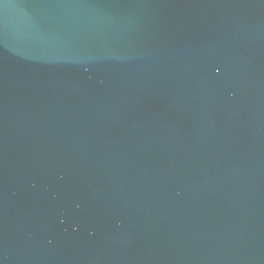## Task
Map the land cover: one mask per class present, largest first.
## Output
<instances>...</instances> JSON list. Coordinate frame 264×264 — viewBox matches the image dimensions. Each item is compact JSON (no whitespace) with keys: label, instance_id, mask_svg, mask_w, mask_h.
<instances>
[{"label":"water","instance_id":"1","mask_svg":"<svg viewBox=\"0 0 264 264\" xmlns=\"http://www.w3.org/2000/svg\"><path fill=\"white\" fill-rule=\"evenodd\" d=\"M0 264H264V0H0Z\"/></svg>","mask_w":264,"mask_h":264}]
</instances>
